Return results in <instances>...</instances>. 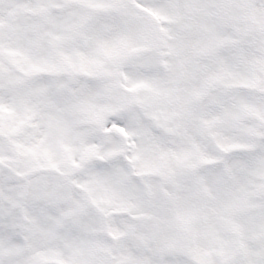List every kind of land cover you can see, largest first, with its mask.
<instances>
[{"label":"snow or ice","instance_id":"obj_1","mask_svg":"<svg viewBox=\"0 0 264 264\" xmlns=\"http://www.w3.org/2000/svg\"><path fill=\"white\" fill-rule=\"evenodd\" d=\"M0 264H264V0H0Z\"/></svg>","mask_w":264,"mask_h":264}]
</instances>
